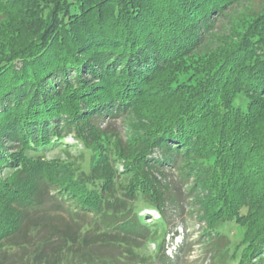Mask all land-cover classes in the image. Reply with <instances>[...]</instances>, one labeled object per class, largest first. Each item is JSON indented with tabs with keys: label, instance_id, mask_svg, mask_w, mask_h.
<instances>
[{
	"label": "trees",
	"instance_id": "1",
	"mask_svg": "<svg viewBox=\"0 0 264 264\" xmlns=\"http://www.w3.org/2000/svg\"><path fill=\"white\" fill-rule=\"evenodd\" d=\"M235 1L0 0V264H183L187 207L208 264H264V5L215 47Z\"/></svg>",
	"mask_w": 264,
	"mask_h": 264
},
{
	"label": "rangeland",
	"instance_id": "2",
	"mask_svg": "<svg viewBox=\"0 0 264 264\" xmlns=\"http://www.w3.org/2000/svg\"><path fill=\"white\" fill-rule=\"evenodd\" d=\"M264 5V0H238L235 1L229 9L226 11L225 18L222 19L220 24L218 23V27H220V31H218L217 41L215 42L216 46H220L221 43L227 41L232 38V34L234 33L232 30V26H236V29H242L246 24L247 16L250 13L257 12V10L261 9ZM234 35V34H233ZM226 37H229L226 39ZM222 47V45H221ZM106 121V120H105ZM104 122L103 124H105ZM112 125H116L121 135L126 136L128 132H130V128L127 126L124 117H119ZM66 141L71 145L74 144L76 146H70V153L75 157L80 149H82V145L80 142L75 139L73 135H68L66 137ZM48 156L51 155H63V152L60 149H54L47 152ZM87 156L84 157V164H87ZM86 167V166H85ZM119 169H122V165L119 166ZM143 211V210H142ZM142 211L140 213H142ZM180 213V214H179ZM151 215L153 219H157L159 214L155 210H151ZM170 223L166 228V232L164 233V245L162 247L165 254L169 255V257H174L179 254V248L181 246L187 245L185 255V263L183 264H208L209 263V251L206 249L205 245L200 241L203 240L202 237H199L198 231L200 229V223L197 218L194 217L189 208H184L183 211L177 212L173 211L170 214ZM149 218H146V221H149ZM231 229V226H230ZM232 234L230 236L233 237L236 228L232 225ZM230 231V232H231ZM149 248L151 250L155 249V246L152 242L149 244ZM161 249V251H162ZM160 251V253H161Z\"/></svg>",
	"mask_w": 264,
	"mask_h": 264
},
{
	"label": "built area",
	"instance_id": "3",
	"mask_svg": "<svg viewBox=\"0 0 264 264\" xmlns=\"http://www.w3.org/2000/svg\"><path fill=\"white\" fill-rule=\"evenodd\" d=\"M150 213H151V211H150Z\"/></svg>",
	"mask_w": 264,
	"mask_h": 264
}]
</instances>
